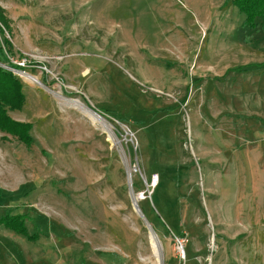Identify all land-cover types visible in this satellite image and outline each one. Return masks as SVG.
<instances>
[{
  "label": "rangeland",
  "instance_id": "374dc122",
  "mask_svg": "<svg viewBox=\"0 0 264 264\" xmlns=\"http://www.w3.org/2000/svg\"><path fill=\"white\" fill-rule=\"evenodd\" d=\"M226 3L0 0V264H264V20Z\"/></svg>",
  "mask_w": 264,
  "mask_h": 264
},
{
  "label": "trees",
  "instance_id": "16d2710c",
  "mask_svg": "<svg viewBox=\"0 0 264 264\" xmlns=\"http://www.w3.org/2000/svg\"><path fill=\"white\" fill-rule=\"evenodd\" d=\"M227 4L235 5L238 7V9L241 11V13L245 16L244 24L252 29L257 28V21L264 20V0H227ZM2 10L0 9V20L3 21L2 17ZM0 35H1V29H0ZM5 48L10 50L7 42L5 45ZM0 55L6 60V62H9L8 55L6 54L5 49L0 47ZM10 66V64H9ZM13 69H17L20 71H25L22 68H18L19 66H10ZM22 84L20 83L19 79H17L16 76L11 74V72L2 69L0 67V102H6L7 104H21L22 100L24 99L21 95V87ZM7 108V105L3 106L0 105V119H4V112ZM7 109H12L11 106L8 105ZM2 122V123H1ZM0 122V127L4 128L3 121ZM15 125V123H14ZM15 231L17 233L22 234L23 236H27V232L24 231L21 227L18 225L15 226Z\"/></svg>",
  "mask_w": 264,
  "mask_h": 264
},
{
  "label": "bare ground",
  "instance_id": "6f19581e",
  "mask_svg": "<svg viewBox=\"0 0 264 264\" xmlns=\"http://www.w3.org/2000/svg\"><path fill=\"white\" fill-rule=\"evenodd\" d=\"M25 80L30 84H34V85H38L39 87H42L41 83L32 76H26ZM69 103L71 105L76 106L85 115V117L89 121H91L94 125H97L98 128L106 132L110 143L115 144L114 139L108 134V128L105 122L101 118H99L97 115L92 113L90 110L86 109L84 106L80 105L77 101L70 100ZM134 202H135V199H134ZM150 241H151L150 245H151L152 254L158 260L159 259V249H160L159 243L156 241V239L152 238L151 235H150Z\"/></svg>",
  "mask_w": 264,
  "mask_h": 264
},
{
  "label": "built area",
  "instance_id": "2783aa9c",
  "mask_svg": "<svg viewBox=\"0 0 264 264\" xmlns=\"http://www.w3.org/2000/svg\"><path fill=\"white\" fill-rule=\"evenodd\" d=\"M156 181H157V180L152 179L149 188H154V185L156 184ZM147 194H149L147 197H145L144 194H141V197H142L143 200L147 199V198L150 196V193H149V192H147Z\"/></svg>",
  "mask_w": 264,
  "mask_h": 264
}]
</instances>
